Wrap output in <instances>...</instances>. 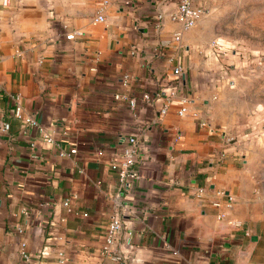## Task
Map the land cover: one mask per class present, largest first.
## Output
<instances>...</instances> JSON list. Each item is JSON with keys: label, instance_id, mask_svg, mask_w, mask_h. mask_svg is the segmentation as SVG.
<instances>
[{"label": "crops", "instance_id": "crops-1", "mask_svg": "<svg viewBox=\"0 0 264 264\" xmlns=\"http://www.w3.org/2000/svg\"><path fill=\"white\" fill-rule=\"evenodd\" d=\"M229 1L195 0L185 29L175 0H0V264H264V107L212 45ZM132 134L126 187L110 161Z\"/></svg>", "mask_w": 264, "mask_h": 264}, {"label": "built area", "instance_id": "built-area-1", "mask_svg": "<svg viewBox=\"0 0 264 264\" xmlns=\"http://www.w3.org/2000/svg\"><path fill=\"white\" fill-rule=\"evenodd\" d=\"M177 3L175 11L171 14L172 19L180 21L185 29L191 28L198 20L204 15L206 12L205 8L202 5H198L195 3V0H175ZM164 19L163 14L157 15L158 20V26L160 25V22ZM105 20V16L99 12L98 15L95 17V21L97 22H103ZM75 35V32L67 34L66 38L72 39ZM175 39H180V34L177 33L175 35ZM183 72V69L181 66H177L174 69V73L177 75H180ZM131 81V77L129 73H124L122 75L121 83L124 87H127ZM158 97H160V93H156ZM174 96V91L171 90L166 96L165 101L160 109L161 114H165L167 112L168 106L171 102V98ZM12 98L17 103L19 100V95H12ZM142 99L144 101H150L152 99V95L150 92H144L142 95ZM130 105L135 108L136 106V99L130 98L129 99ZM186 110L185 107H182L179 110V113L182 114ZM13 116L22 120L23 122L30 124V125H36V119L32 115H25L22 111V108L19 104H16L15 107L12 110ZM2 130H8L10 128V124L8 122H4L2 125ZM45 140L48 142L52 141V137L45 135ZM235 138L231 135L225 136V143L230 144L234 142ZM77 152V149L72 148L69 151H61L60 155L67 156L72 155ZM139 153V137L136 134L124 136L121 141V148L116 153H114L111 161H110V167L112 170H114L117 173L119 182L122 186L129 187L133 184V182L139 178L138 171L135 169L134 165L137 161ZM224 153H222L221 156H223ZM201 191V190H200ZM220 193L224 196H227L229 200H232V196L228 193L226 194L224 191H220ZM64 205L66 207L70 206V199H66L64 201ZM122 227V222L118 216L112 217L110 223L107 227V233H106V243L103 247L102 254L110 256L114 261H121L122 256L121 253L118 251H115L111 248V245L113 244L114 240L118 236L120 229ZM42 254H45L42 253Z\"/></svg>", "mask_w": 264, "mask_h": 264}, {"label": "rangeland", "instance_id": "rangeland-1", "mask_svg": "<svg viewBox=\"0 0 264 264\" xmlns=\"http://www.w3.org/2000/svg\"><path fill=\"white\" fill-rule=\"evenodd\" d=\"M230 2V3H229ZM222 11L225 20V37L212 45L221 49L229 68L253 73L250 80L240 81L241 86L253 90L258 106L264 107V0H231ZM231 65V66H230ZM235 67H233V66Z\"/></svg>", "mask_w": 264, "mask_h": 264}]
</instances>
